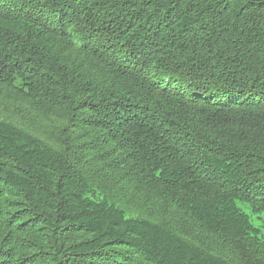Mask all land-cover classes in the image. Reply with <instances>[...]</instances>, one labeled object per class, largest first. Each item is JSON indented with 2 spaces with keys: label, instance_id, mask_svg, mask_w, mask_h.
<instances>
[{
  "label": "trees",
  "instance_id": "1",
  "mask_svg": "<svg viewBox=\"0 0 264 264\" xmlns=\"http://www.w3.org/2000/svg\"><path fill=\"white\" fill-rule=\"evenodd\" d=\"M264 0H0V264H264Z\"/></svg>",
  "mask_w": 264,
  "mask_h": 264
},
{
  "label": "rangeland",
  "instance_id": "2",
  "mask_svg": "<svg viewBox=\"0 0 264 264\" xmlns=\"http://www.w3.org/2000/svg\"><path fill=\"white\" fill-rule=\"evenodd\" d=\"M250 219L254 225L259 227V229L261 230V234L264 238V214H260V215L250 214Z\"/></svg>",
  "mask_w": 264,
  "mask_h": 264
}]
</instances>
